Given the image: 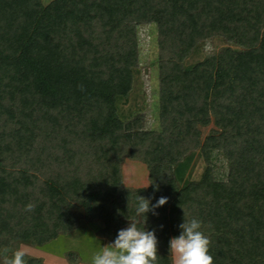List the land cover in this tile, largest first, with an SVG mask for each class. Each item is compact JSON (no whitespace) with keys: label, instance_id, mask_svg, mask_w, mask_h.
<instances>
[{"label":"trees","instance_id":"obj_1","mask_svg":"<svg viewBox=\"0 0 264 264\" xmlns=\"http://www.w3.org/2000/svg\"><path fill=\"white\" fill-rule=\"evenodd\" d=\"M145 23L157 25V129L117 105ZM214 37L229 45L187 63ZM196 150L205 169L180 182ZM126 158L147 166L148 186L125 185ZM138 195L168 200L137 215ZM185 213L203 220L214 264H264V0H0V264L80 219L101 221L109 241L131 222L154 229L159 264H173Z\"/></svg>","mask_w":264,"mask_h":264},{"label":"rangeland","instance_id":"obj_2","mask_svg":"<svg viewBox=\"0 0 264 264\" xmlns=\"http://www.w3.org/2000/svg\"><path fill=\"white\" fill-rule=\"evenodd\" d=\"M49 2L51 0H43ZM139 34V64L134 69L133 86L127 96H119L117 100L118 113L123 119H130L137 113H142L145 127L159 128V77H158V42L156 23H145L138 26ZM229 45L223 38L214 37L201 44L187 59V63L201 60L208 54ZM236 47V46H235ZM147 71L148 79H145ZM202 127L204 138L210 128ZM205 161L199 150L188 155L177 167L176 173L180 182L185 179H198L205 169ZM217 177L224 178L228 171V164L223 156H218L214 163ZM123 181L129 187H145L149 185L147 166L140 160L126 158L122 163ZM101 221L88 222L80 219L78 228L68 234H62L56 239L43 244L34 245L27 242H17L13 248L23 246L28 255L27 264L31 258L40 260L41 264H89L91 255L102 245L111 241L99 235ZM77 253L78 262H71L67 254ZM9 253L1 262L5 264Z\"/></svg>","mask_w":264,"mask_h":264},{"label":"clouds","instance_id":"obj_3","mask_svg":"<svg viewBox=\"0 0 264 264\" xmlns=\"http://www.w3.org/2000/svg\"><path fill=\"white\" fill-rule=\"evenodd\" d=\"M168 198L161 196L153 204L150 198L138 195L136 202L137 215L153 214L155 209L163 206ZM31 203L26 210H31ZM203 220L195 216L189 218L186 213L179 224V235L169 240V251L173 264H214L210 252V238L203 230ZM27 250L17 247L12 250L5 264H27ZM89 264H159L158 238L154 229L138 227L129 223L127 227L118 230L115 239L102 244L90 257Z\"/></svg>","mask_w":264,"mask_h":264},{"label":"crops","instance_id":"obj_4","mask_svg":"<svg viewBox=\"0 0 264 264\" xmlns=\"http://www.w3.org/2000/svg\"><path fill=\"white\" fill-rule=\"evenodd\" d=\"M45 3H48L47 1H45ZM103 224H101V227H102Z\"/></svg>","mask_w":264,"mask_h":264}]
</instances>
